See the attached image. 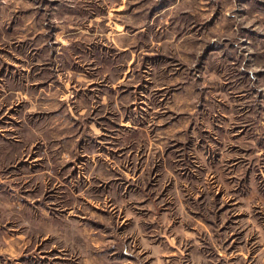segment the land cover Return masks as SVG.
Masks as SVG:
<instances>
[{
  "label": "rangeland",
  "instance_id": "1",
  "mask_svg": "<svg viewBox=\"0 0 264 264\" xmlns=\"http://www.w3.org/2000/svg\"><path fill=\"white\" fill-rule=\"evenodd\" d=\"M2 249L264 264V0H0Z\"/></svg>",
  "mask_w": 264,
  "mask_h": 264
},
{
  "label": "crops",
  "instance_id": "2",
  "mask_svg": "<svg viewBox=\"0 0 264 264\" xmlns=\"http://www.w3.org/2000/svg\"><path fill=\"white\" fill-rule=\"evenodd\" d=\"M29 166L30 164L26 162L25 160L22 162L16 161L12 163L7 173L8 181L9 180H12L13 182L23 181L24 183L25 180H29V178L31 177V173L29 172ZM3 252H4V249L0 250V263L8 261L7 259H9L10 261V257L9 256L5 257V255H3L4 254Z\"/></svg>",
  "mask_w": 264,
  "mask_h": 264
}]
</instances>
